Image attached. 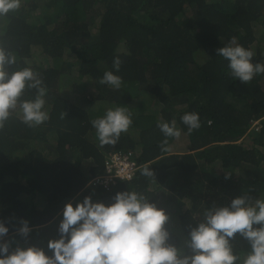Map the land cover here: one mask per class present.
Segmentation results:
<instances>
[{"label": "trees", "instance_id": "1", "mask_svg": "<svg viewBox=\"0 0 264 264\" xmlns=\"http://www.w3.org/2000/svg\"><path fill=\"white\" fill-rule=\"evenodd\" d=\"M260 28L264 0H22L18 11L0 18V45L17 56L9 71L30 65L41 73L49 111L39 127L28 128L13 113L0 128V221L9 228L10 250L18 244L48 251L63 206L85 196L108 204L119 191L143 193L177 217L164 225L177 246L203 209L242 194L264 198V73L243 84L216 54L235 37L255 52L253 62L264 63ZM115 57L119 89L99 83ZM66 88L78 103L64 95ZM151 102L158 106L153 113ZM114 106L138 112L132 126L140 130L101 146L90 121ZM190 111L201 127L189 134L180 117ZM260 118V129L249 130ZM172 120L178 138L157 127ZM179 139L186 151L172 153ZM115 152H131L133 177L93 185ZM147 165L152 178L140 174ZM22 221L31 229L27 237L18 234ZM232 244L243 259L247 242L236 236Z\"/></svg>", "mask_w": 264, "mask_h": 264}, {"label": "clouds", "instance_id": "2", "mask_svg": "<svg viewBox=\"0 0 264 264\" xmlns=\"http://www.w3.org/2000/svg\"><path fill=\"white\" fill-rule=\"evenodd\" d=\"M21 6L22 0H0V18ZM216 54L228 62L231 77L243 84L264 73V63L253 62L255 52L237 43L235 37L217 48ZM15 64L16 54L0 45V128L13 113L28 128L39 127L49 120L44 79L30 65L9 71ZM120 64L118 57L113 58L112 70H105L99 83L119 89L122 80L116 72ZM28 90L34 94L22 98ZM132 115L127 107L114 106L92 119L98 143L116 144L132 125ZM261 119H252L249 130H259L251 123L257 121L262 126ZM180 121L189 134L201 127L195 111L183 113ZM157 127L166 138L181 135L175 120ZM140 174L154 176L149 165L142 167ZM200 215L195 227L189 226L182 246H177L170 242L169 230L164 227L169 216L143 193L131 188L119 191L108 204L85 196L75 205L69 202L63 206L58 238L48 240V251L18 244L10 250V241L4 239L9 228L0 221V264H264V198L242 194L226 205L213 204ZM30 231L28 222L22 221L18 234L27 237ZM236 236L248 245L243 259L233 250Z\"/></svg>", "mask_w": 264, "mask_h": 264}, {"label": "built area", "instance_id": "3", "mask_svg": "<svg viewBox=\"0 0 264 264\" xmlns=\"http://www.w3.org/2000/svg\"><path fill=\"white\" fill-rule=\"evenodd\" d=\"M251 124L255 129L260 127L257 121H253ZM130 153L123 154L122 152H115L109 154L105 159V175L93 180L92 184H99L106 187L116 179L130 180L136 169L134 162L130 160Z\"/></svg>", "mask_w": 264, "mask_h": 264}, {"label": "rangeland", "instance_id": "4", "mask_svg": "<svg viewBox=\"0 0 264 264\" xmlns=\"http://www.w3.org/2000/svg\"><path fill=\"white\" fill-rule=\"evenodd\" d=\"M259 34L262 35V37L264 38V28H260L259 30ZM261 48H264V40L263 42L261 41ZM70 90H73L72 88H69ZM64 95L66 97H68L69 99H73V102L74 103H78V100H77V97H76V93L74 91H69L68 88L65 89V92H64ZM137 104V100L134 99L133 102H131L130 104V107L131 109H133V107ZM100 108L99 106L97 107V109ZM156 109H158V106L157 104H153L151 102L150 106L147 108L148 111H150L151 113L155 112ZM146 112V111H145ZM149 112V114H150ZM132 117H136L138 115V112L132 111ZM147 114V113H145ZM134 125V124H132ZM130 126L129 130L127 131V133H130L134 130H140L139 127H133V126ZM243 141H249V139H247L246 137H244V139H242ZM241 140V141H242ZM250 143V142H249ZM187 143L183 140V139H179L178 141H175L173 144H171L169 150L172 152V153H182V152H185L186 151V147H187ZM169 216V221H171V224L172 225H175L176 224V221H177V217L172 215L173 217H171V215H168Z\"/></svg>", "mask_w": 264, "mask_h": 264}, {"label": "crops", "instance_id": "5", "mask_svg": "<svg viewBox=\"0 0 264 264\" xmlns=\"http://www.w3.org/2000/svg\"><path fill=\"white\" fill-rule=\"evenodd\" d=\"M242 139H244V138H242Z\"/></svg>", "mask_w": 264, "mask_h": 264}]
</instances>
